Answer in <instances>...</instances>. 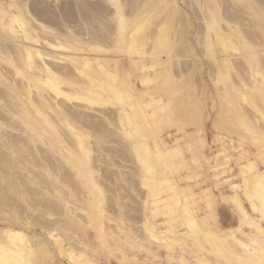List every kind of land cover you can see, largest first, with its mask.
<instances>
[{"label":"rangeland","instance_id":"374dc122","mask_svg":"<svg viewBox=\"0 0 264 264\" xmlns=\"http://www.w3.org/2000/svg\"><path fill=\"white\" fill-rule=\"evenodd\" d=\"M0 264H264V0H0Z\"/></svg>","mask_w":264,"mask_h":264},{"label":"bare ground","instance_id":"6f19581e","mask_svg":"<svg viewBox=\"0 0 264 264\" xmlns=\"http://www.w3.org/2000/svg\"><path fill=\"white\" fill-rule=\"evenodd\" d=\"M118 92V88L117 87H113V88H111L110 90H109V94L110 95H114V94H116Z\"/></svg>","mask_w":264,"mask_h":264}]
</instances>
